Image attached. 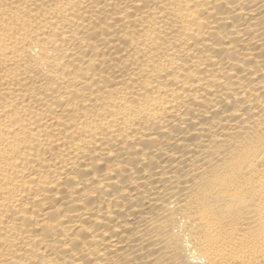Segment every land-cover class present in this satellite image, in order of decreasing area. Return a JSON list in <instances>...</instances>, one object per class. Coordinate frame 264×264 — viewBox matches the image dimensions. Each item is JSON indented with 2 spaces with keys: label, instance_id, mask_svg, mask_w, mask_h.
Wrapping results in <instances>:
<instances>
[{
  "label": "bare ground",
  "instance_id": "1",
  "mask_svg": "<svg viewBox=\"0 0 264 264\" xmlns=\"http://www.w3.org/2000/svg\"><path fill=\"white\" fill-rule=\"evenodd\" d=\"M0 264H264V0H0Z\"/></svg>",
  "mask_w": 264,
  "mask_h": 264
}]
</instances>
